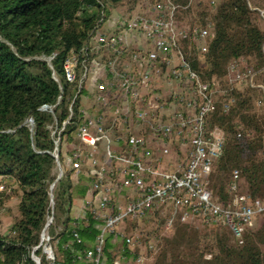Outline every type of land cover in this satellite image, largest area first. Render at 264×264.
Wrapping results in <instances>:
<instances>
[{"label":"trees","instance_id":"trees-1","mask_svg":"<svg viewBox=\"0 0 264 264\" xmlns=\"http://www.w3.org/2000/svg\"><path fill=\"white\" fill-rule=\"evenodd\" d=\"M145 1L153 5L163 0H0V177L9 179V192L1 194L0 200L16 196L19 214L8 234H0V264H35L31 253L39 244L51 213V195L53 221L48 233L56 263L88 264L78 253L92 248L100 231L89 210L74 218L72 209L76 200L88 195L92 182L87 170L74 175L70 157L76 148L84 153L92 152L77 139V131L87 115H93L95 108L100 113L104 107L92 102L90 108L84 106V101L92 99V95L83 86L78 89L82 62L89 65L99 54L80 51L96 31L111 32L103 30V26L113 9L129 2L137 6ZM169 1L179 7L176 18L180 26L198 27L181 22V15L189 17L184 10L188 0ZM210 6L214 7L210 14L200 13L201 27L211 26L214 33L206 51L202 53L194 41L182 42L193 70L203 81H210L222 78L228 64L238 59L253 61L255 70L264 69V30L257 23V11L251 9L247 0H218L214 4L210 2ZM78 53L76 80L68 82L64 64ZM106 58L103 55L102 61ZM252 91L244 82L242 87L230 91L234 103L227 112L219 103L210 115L209 129L218 126L224 132L223 153L208 178L213 200L220 206L233 199L227 186L234 171L239 173V190L242 181L252 198L264 199V113L249 112ZM43 106L51 111L42 110ZM28 120L32 121V126ZM64 121L68 123L58 136V161L63 175L55 182L58 169L51 155L54 149L51 133L55 127L60 129ZM108 128L105 125V129ZM125 128L128 135L145 134L148 129L146 124L137 125L134 120ZM112 132L119 134L116 129ZM176 150L182 154L177 145ZM162 215L154 214L142 220L157 217L162 230L170 216L169 212ZM253 224L240 241L232 237L236 242L234 247L228 243V237L220 233L221 227L212 228L216 231L218 251L216 255H200L202 264H264V253L259 247V243L264 242V223L257 230H251ZM179 226L190 224L181 223L177 217L173 228ZM178 242L173 238L164 240L156 264L165 260L170 250L168 246ZM116 247V237L108 236L104 246L105 264L117 259ZM120 253L118 258L125 257L124 260L135 257L125 241L121 242ZM34 255L40 264H48L40 250H35ZM172 259L185 264L177 256Z\"/></svg>","mask_w":264,"mask_h":264},{"label":"built area","instance_id":"built-area-1","mask_svg":"<svg viewBox=\"0 0 264 264\" xmlns=\"http://www.w3.org/2000/svg\"><path fill=\"white\" fill-rule=\"evenodd\" d=\"M193 2L188 0L184 10L188 11ZM178 8L163 0L139 5L130 13L116 12L111 32L96 31L80 51L99 55L89 65L83 60L78 89L85 87L92 95L91 102L104 107L100 113L96 108L93 115L85 113L87 118L77 131V139L92 152L76 148L70 157L74 175L78 176L85 164L92 182L82 212L90 211L100 233L92 248L78 253L88 264H105L108 236L121 237L129 248L133 238L119 234V227L154 214L169 212L164 225L168 233L179 217L185 224L225 228L239 241L255 220L264 221V201L240 192L237 171L232 173L227 186L232 201L220 206L213 200L208 178L223 153L224 132L218 126L209 129L208 124L219 103L224 112L234 103L230 97L232 89L222 87L214 79L203 81L193 70L182 42L194 41L204 53L214 33L211 26H180L176 18ZM129 39H134L137 46ZM80 53L64 64L68 82L76 80ZM103 55L107 58L102 61ZM227 75L230 85L246 82L250 87L261 88L254 84V74L240 60L228 64ZM165 84L171 86L166 97L159 92ZM42 110L51 108L43 106ZM131 120L137 125L146 124L147 132L128 135L125 127ZM67 123L64 121L60 129L55 127L51 133L54 139L51 155L58 169L55 182L63 175L58 161V136ZM28 124L32 126V121L28 120ZM105 125L109 128L105 129ZM114 129L119 131L118 135H114ZM172 144L179 146L182 156L176 148L171 150ZM8 181L7 177H0V195L9 192ZM126 190H132L133 195L124 203L116 201L115 193ZM50 198L51 213L39 244L31 253L35 264H40L35 250L41 251L48 264H57L48 233L53 221L52 195ZM123 259L117 258L112 264H122ZM145 262L142 255L135 259L136 264Z\"/></svg>","mask_w":264,"mask_h":264},{"label":"rangeland","instance_id":"rangeland-1","mask_svg":"<svg viewBox=\"0 0 264 264\" xmlns=\"http://www.w3.org/2000/svg\"><path fill=\"white\" fill-rule=\"evenodd\" d=\"M149 1V0H147ZM197 1V2H196ZM218 0H195L192 6L188 11H185L189 17L185 15H181L180 19L181 22L184 23H194V25L201 27V18L200 13L205 12L207 14L211 13V9L214 7L210 6V2ZM132 2V0H131ZM126 3L122 7H117L112 10L110 19L105 23L103 26V30H107L109 28L113 29L114 21L113 17L115 16L116 12H124L130 13L131 11L136 10L139 6H135L133 3ZM249 6L252 10H256L258 15L257 23L261 29L264 30V0H247ZM146 3L140 4V6ZM207 21V19H206ZM204 43H200V46H203ZM263 52H264V45H263ZM243 63V66H246L251 72L254 74L253 82L255 85L261 86V88L250 87L253 91L251 93L252 97V105L249 110L250 113H257L262 114L264 113V69L255 70L254 62L247 59H238ZM217 81H221L220 85L224 88H231L234 89L236 87H242L243 83H235L230 85L228 82V75H227V68L225 75L220 78L216 79ZM164 88V89H163ZM161 88L159 91L166 97V93L168 89H171V86L165 84V86ZM91 101L85 100L84 106H89ZM135 134V132H133ZM177 142V141H176ZM175 144V143H174ZM172 144L171 150L175 149L176 146ZM182 156V154H179ZM87 166L84 164L82 170H87ZM88 171V170H87ZM240 190L243 193H246V189L244 187L243 182L240 183ZM133 192V191H132ZM264 201V199H262ZM17 202L18 198L16 196H11L8 199H4L3 201L0 200V234L7 235L12 223L18 217V210H17ZM79 204L78 200H76L73 204L72 209V216L76 212V207ZM162 217H164L162 215ZM157 217L153 219H146L140 220L135 222L125 223L122 227H119L118 233L126 236H132L133 242L132 245L129 247V251L132 253V256L135 257L122 260V264H136L135 259L136 257L142 255L146 257L145 264H156V261L159 260V250H161L162 246L164 245V240L166 239H176L178 240V244L168 246L169 252L166 254V258L164 261H161L158 264H179L178 262H174L175 260L172 257L177 256L181 261L185 264H202L200 260V255H216L217 254V247H216V240H215V232L212 229H208L203 227L200 223H196L190 226H179L173 228L172 232H167L163 228L161 230L160 221ZM264 221L256 220L251 230H257L263 226ZM250 230V229H249ZM248 230V231H249ZM220 233L225 234L228 237V243L233 247L236 246L235 240L230 235L229 231L225 228L220 230ZM147 238V241L145 240ZM117 247L115 252V257L118 258L121 256L120 249H121V242L122 238L117 236ZM136 241V242H134ZM260 250L264 253V242L261 241L259 243ZM174 248V249H173Z\"/></svg>","mask_w":264,"mask_h":264},{"label":"crops","instance_id":"crops-1","mask_svg":"<svg viewBox=\"0 0 264 264\" xmlns=\"http://www.w3.org/2000/svg\"><path fill=\"white\" fill-rule=\"evenodd\" d=\"M109 30H111V28H109ZM133 40L132 39L131 40L129 39V41H131L132 44L134 43ZM134 45L137 46L136 43H134ZM99 155L102 157V154L100 153V151H99ZM117 168H118V166H116V168H115L116 169V172H117ZM117 175H118V172H117ZM132 195H133L132 190H126V191H122L121 193H115V199L119 203H124V201H126V199L128 197L132 196ZM78 202H79V204L76 207V212L74 214V218H78V217H80L82 215V209H83V206H84V199L83 200H80L79 199ZM17 204H18V202H17Z\"/></svg>","mask_w":264,"mask_h":264}]
</instances>
